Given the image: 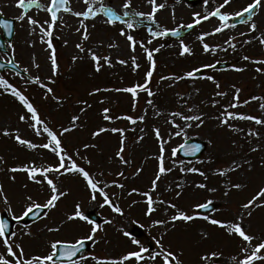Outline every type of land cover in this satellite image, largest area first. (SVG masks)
I'll return each mask as SVG.
<instances>
[{"label":"snow or ice","instance_id":"obj_1","mask_svg":"<svg viewBox=\"0 0 264 264\" xmlns=\"http://www.w3.org/2000/svg\"><path fill=\"white\" fill-rule=\"evenodd\" d=\"M179 2V0H177ZM206 11L194 12L193 20L191 23H178L173 28L162 26L157 18V13L161 12L167 7V0L164 2H158V0H147L150 10L134 11L133 0H125L122 5V14L115 7L105 4L103 0H83L84 9L74 10L71 0H48L47 4L42 3L41 0H16V7L21 9L20 14L16 17L18 21L27 22L29 25V35L37 36L39 43L45 45V50L49 52L47 57L49 61L50 75L42 77L39 72L41 65L35 61L32 62V67L37 70L36 75H31L28 67L22 69L24 76L21 79L24 81L23 86L14 83L10 78L4 74H0V95L8 94L18 101L21 106V111L18 113V121L15 127H3L0 130V135L14 139L16 143L23 146L27 150L34 152L35 155L29 158L26 162L5 167L7 161L0 156V171H7L10 173H24L27 179L33 184L41 187L47 186L50 195L45 203H37L32 195H26L25 199L28 201L21 216L13 215L12 218L19 221L25 216L35 215L37 218H41V215L47 216L48 213L44 210L53 209L57 207L58 201L62 197H66L68 192L62 190L60 177L70 174H75L83 179L85 187L88 189L91 201L96 202L98 196L102 199V203H99L100 208L107 206L112 213L118 216H125L124 208L115 198V193L109 191L112 187L120 188L121 190L127 189V184L120 182L115 178L108 180L106 174L103 171L92 170V160L87 156H82L79 148L73 151L66 143L65 137L67 134L73 131L83 128V117L86 115L88 109L93 105L88 99L77 98L74 103L79 107L78 113H72L70 115L68 125L63 124L57 126L52 120L45 114L44 109L33 102L28 94V88L32 85L37 86L44 92V99L49 98L57 102V106H62L64 102L69 100V96L57 95L56 86L59 79L63 76V69L59 61L57 49L54 44L55 39H59L54 33L62 31L67 27L64 22V14H70L79 20V26L75 31L80 34V41L75 44L77 52L71 56V63L74 65L78 61H84L88 59L92 62L93 76L101 73L105 69H111L114 67L113 58L111 55H106L100 52L99 49L104 45L103 43L97 44L95 48L89 43L91 38L90 27L94 28L95 24L89 25L86 21L96 20L102 18L103 23L107 25H116L120 23L124 25L119 30V36L124 37L128 47L131 50L132 55L127 59L117 57L115 63L120 65L130 66L133 72H136L140 67L137 56L134 54L137 47L143 50L146 60L149 64L147 71L145 72L143 82H136L126 87L108 88L95 86L89 89L86 93L88 97H96L99 94L117 92L126 93L131 96L132 111L135 112L139 103L141 93L146 94L147 99L145 101L147 108L141 114H123L117 115L110 107H104L101 115L104 121H107L111 126H97L95 130L91 132V137L96 139L103 134L112 133L118 134L119 143L118 147L112 156L113 161H118L122 166V170H118L115 175L123 181L128 180L127 169L133 168V157L129 155V149L132 145L138 144L144 141L147 135L145 128H140V134L134 138H129L126 127L115 126V122L119 120H126L133 127L132 132H136V126L138 124H145L149 117V108L152 111V117L155 119H163L164 123L169 126V131L162 133V130L158 126H153L151 131L154 134L158 143V152L151 158L157 161L156 171L150 182V187L147 190H142L138 187H131L127 191L128 196L137 194L142 197V201L133 200L132 204H138L143 202L146 205L145 215L152 217L154 213L160 211L163 206L165 213L163 218H156L152 222V227L162 228L161 234L150 235L146 240L142 241L135 235L124 229H117L121 231L125 237H127L131 244L135 247L131 250H127L116 257L100 256L91 252L86 245L91 242L93 245L98 243L97 233L104 231L103 225L97 223L95 220L90 219V216L81 209V205L77 203L75 205V211L67 215L66 221L80 220L91 225L89 231L81 236H78L72 240L55 239L48 242V249L43 253L33 254L26 251L23 236H31V231H26L18 235L15 231L9 232V222L5 219H0V264H87L89 260L94 261L95 264H185L184 251L177 250L171 244L164 242L165 236L175 229L178 221L185 223L192 222L198 219L207 221L209 224L217 226L224 230L229 236L238 239L236 254L232 255L229 260V264H264V234L253 233L250 229L249 221L253 215L254 209L264 208V186L258 187L246 200L239 204L238 210L234 213L231 219L213 218L210 215L203 214L200 210L209 209L213 207L214 202L210 199L203 203H196L191 211L185 210L178 206L177 203L169 200L165 197L164 193L160 192L161 185L164 187V192H174L176 198H179L183 194V189L187 184L186 180L175 183V189L172 183L165 184L166 178L176 169L180 173L198 174L203 177L205 181L208 179V175L205 171L195 166L188 167L184 160H167L165 156L166 145L171 137H183L185 140L188 137V130L193 127L200 128L205 125L209 118L215 119L220 128L229 130L234 135L242 136L243 140L249 144L248 153L244 155H238L237 158L232 159L227 165L218 166L213 175L224 178V196H229L233 190L243 191L248 187L246 181L233 182L232 175L235 173H241L246 175L254 167L252 160L248 158L250 153L264 150V144L259 143L264 139V133H261L258 129L248 128L245 130L240 127L235 121H249L255 125L264 127V115L258 116L253 114L242 113L236 111L245 105H248L251 101L261 100L264 97L252 96L250 99L246 98L241 101V89L236 85L231 87L234 89L232 100L222 105V110L218 112L214 117L209 115L195 104H191V96L185 94L180 95L179 107L173 110H164L159 107L155 101V97L158 95L157 91L152 88L153 76L157 72V60L155 53H159L166 45L161 44L159 47L150 48L153 40L166 37H175L179 40V55L180 56H192L194 55L193 48L185 42L182 37L181 29L192 30L197 26H200L204 22H208L212 19L216 20L211 31H201L196 39L202 45V52L204 54L215 55L218 52L228 53L231 49L232 53H237L242 50L245 45L258 44L264 47V30H261L256 22V18L259 16L264 19V0H249L246 6L242 7L238 11L229 12L226 9L231 7L234 0H222V2L216 3L215 0H201ZM35 7L41 11L48 13V19L40 20L36 16L29 14V10ZM223 10V11H222ZM0 11V15H2ZM127 18V19H126ZM175 13L173 11V19ZM235 18H243L239 20L240 24L247 26V32L241 31L239 35L246 38L240 41V47L238 48V42L236 36H229L222 44H209L206 42V38L209 36H215L217 34H224L226 30L237 28L236 23H230ZM145 21L148 24L149 39L147 43L143 39H137L136 36L131 34V30H135L137 24H142ZM0 30L7 32L8 36L13 35V26L9 19L0 21ZM258 33V35H257ZM10 52H5L4 55L11 56V59H7L6 63L11 66L13 70L20 67L19 63L15 60L16 45L14 42L0 41V49L5 47ZM64 44H68V40H64ZM35 41H32L31 46L34 48ZM109 49H115L120 51V45L118 43H109L107 45ZM241 61L246 63L229 65V70L243 73L248 70V64L257 65L256 72L264 74V58H254L250 55L244 54L239 57ZM221 61L217 60L214 63H205L200 66H196L184 72L182 75L175 73L170 75H161L159 80L172 81L168 87H173L176 82L181 80L206 79L211 81L217 91L214 93V97L224 98L227 97L228 92L221 89V83L216 79L214 75L204 76L205 69L217 70V65ZM5 64L0 63V68H4ZM16 76H20V72L14 73ZM196 93H199V89H195ZM107 97L98 100V103L105 104ZM212 107H216L220 104L219 99H211ZM261 113H264V103L259 104ZM22 124L24 127H20ZM31 136L42 138L43 142L37 143L31 139ZM167 137V138H166ZM255 139L258 143L255 146L252 145V140ZM211 143V141H209ZM233 145L236 148H242V145L233 141ZM99 144L84 143L83 148L85 150L89 148H97ZM181 148L188 152L195 153L200 151V145L193 144L189 148L187 143L181 145ZM43 151L51 153L56 159L55 164L47 163L43 158ZM172 155H176V150L173 149ZM39 161V162H38ZM79 161H83L81 164ZM211 162V161H209ZM203 163V161H200ZM264 166V159L261 161ZM144 171L143 167H135L132 170V178L139 177ZM9 179L15 182L16 177L12 175ZM193 186L200 190L214 193L218 189L216 187H209L207 183H194ZM27 188V184L24 185ZM0 199L3 200L5 205L8 206L9 213H12L11 201L5 186L0 183ZM174 210L169 216L168 211ZM112 219H105L104 224H113ZM49 232H59L61 227H49ZM200 235L202 239H208L209 233L206 230H201ZM85 252L88 254L86 255ZM211 257H220L221 253L212 251ZM209 259V254H203L200 256L201 261ZM217 264H220V260H217Z\"/></svg>","mask_w":264,"mask_h":264},{"label":"rangeland","instance_id":"obj_2","mask_svg":"<svg viewBox=\"0 0 264 264\" xmlns=\"http://www.w3.org/2000/svg\"><path fill=\"white\" fill-rule=\"evenodd\" d=\"M42 3L47 4L48 0H41ZM105 4L115 7L122 14V5L125 0H103ZM158 2H164V0H158ZM216 3L222 2V0H215ZM249 0H234L231 7L226 10L234 12L240 10L246 6ZM72 7L74 10H83V0H71ZM99 0H97V5ZM134 11H149V5L147 0H133ZM0 11L2 15L7 18H12L15 21V35L12 42L15 43V60L19 63L20 67H28L31 75H36L37 70L32 67L33 59L41 65L39 74L44 77L50 75L49 61L47 59L49 52L45 50L46 46L39 43L37 36L29 35V25L27 22H21L16 19L20 14L21 9L16 7V0H0ZM173 11L175 18L173 19ZM206 11L202 2L198 3H187L186 1L179 0H167V7L161 12L157 13V18L162 26L168 28L175 27L178 23H191L193 20L194 12L203 13ZM223 11V10H222ZM29 14L36 16L40 20L48 19V13L41 11L33 7L29 10ZM127 19V18H126ZM80 18L72 16L70 14H64V22L67 27L63 28L62 31L54 33L59 39L54 40L55 47L58 52L59 61L63 69V76L59 79L58 85L56 86L57 95L69 96V100L64 102L62 106H57V102L51 98L48 100L44 99V92L42 89L35 85L28 88V94L33 102L40 105L45 114L52 120L57 126L63 124L68 125L70 115L72 113H78L79 107L74 103L77 98L88 99L93 107L88 109L86 115L83 117L84 127L67 134L65 137L66 143L73 151L79 148L82 156H87L92 160V170L103 171L106 174V178L111 180L113 178L120 180V182L127 184L126 190H121L117 187L109 189L110 192L115 193V198L124 208L125 216H118L111 212V210L105 206L104 208L99 207V203H102V199L98 196L96 202L91 201L88 189L85 187L83 179L75 174L65 175L60 177L62 190L68 192L66 197H62L57 203V207L48 209V215L43 216L39 221L33 224L24 225L23 223L16 222L14 230L18 235L31 231V236H23V242L26 251L33 254L43 253L48 249V242L55 239H66L72 240L78 236L86 234L91 225L80 221H66L67 215L72 214L75 211V205L79 203L83 211L89 209H95L105 219H112L113 224L105 225L100 223L104 227V231L97 233L98 243L90 246V251L106 257H116L119 254L133 249L135 246L131 244L130 240L123 235L121 231L117 229H124L128 232L132 230L135 225H140L144 230V236L138 237L142 241L146 240L150 235H159L163 231L160 227H152V222L156 218H163L165 213L163 206L160 211L153 214L152 217L145 215L146 205L141 202L133 205V200L142 201V197L137 194L132 196L127 195V191L131 187H138L142 190H147L150 187L151 179L156 171L157 161L152 159L158 152V143L151 129L153 126L161 128L162 133L169 131V126L166 125L163 119H155L152 117V111L149 108V119L145 124H138L136 126V132H132V125L126 120H119L115 122V126L126 127L129 129L127 132L128 137L134 138L140 134V128H145L147 135L143 142L134 144L129 149V155L133 157L134 163L133 168L143 167L144 171L139 177L132 178L133 168L127 169L128 180L123 181L115 175L118 170H122V166L119 165L118 161H113L112 156L114 155L118 143V134L107 133L101 137L93 139L91 132L96 129L97 126H111L107 121H104L101 115L104 107H110L114 110L117 115L141 114L146 105L147 99L146 94L141 93L139 103L136 111H132L131 107V96L126 93H103L96 97H88L87 91L95 86L116 88L130 86L136 82H143L145 72L147 71L149 64L143 53V50L137 47L134 53L141 67L133 72L130 66L120 65L115 63L117 57L127 59L131 53L130 48L127 45L124 37L119 36V30L124 25L117 23L116 25H107L103 23L102 18L96 20L86 21L89 25L95 24L94 28L90 27L92 33L89 43L96 47L97 44L103 43V47L99 49L106 55H111L114 62V67L111 69H105L99 74L93 76L92 62L88 59L84 61H78L76 64L71 63V56L77 52L75 44L80 41V34L75 31L76 27L79 26ZM256 22L261 30H264V19L259 16L256 18ZM232 23V21H230ZM148 24L145 21L142 24H137L135 30H131V34L136 36L137 39H143L145 43L150 38L148 35ZM216 24V20L212 19L208 22L202 23L200 26L186 32L182 37L185 42L188 43L192 48L194 55L192 56H180L179 55V40L177 38H160L153 40L150 48L159 47L161 44L166 45L161 49L159 53H155L157 60V72L154 73L152 88L158 92L155 97L156 103L160 108L164 110H173L179 107V98L177 93L180 95L191 96L190 103L195 104L199 107V110L207 113L209 117H214L222 110V105L229 103L232 100L234 89L232 85H236L241 89V101L252 96L264 97V74L256 72L257 65L248 64V70L243 73H238L227 70L211 71L206 69V75H214L216 79L221 83V89L228 92L227 97L219 98L214 97V93L217 91L215 85L206 79L192 80H181L176 82L173 87H168L172 81L159 80L161 75L177 74L182 75L184 72L191 70V68L200 66L205 63H214L219 60H228L231 64H243L246 63L241 61L239 57L247 54L254 58H264V47L258 44L245 45L242 50L237 53H232L231 49L228 53L218 52L215 55L204 54L202 52V45L196 39V36L201 31H211ZM185 30V29H181ZM247 26L240 24L237 28L226 30L224 34H217L215 36H209L206 38V42L209 44H222L229 36H236L238 42V48L240 47L239 42L250 37H241L239 33L241 31L247 32ZM2 33V30H0ZM258 35V33H257ZM68 40V44H64V40ZM32 41L36 42L35 47L31 46ZM118 43L120 45V51L117 52L115 49H109L107 45L109 43ZM2 59H7L6 56L1 53ZM6 77L10 78L14 83L23 86L24 81L21 76H16L13 72L6 71ZM195 89H199V93H196ZM107 97L105 104L98 103L101 98ZM219 99L220 104L216 107L211 106V99ZM264 103V99L251 101L248 105L236 109V111L253 114V115H264L259 109V104ZM21 111V106L12 96L8 94L0 95V130L3 127H15L19 124L18 113ZM237 125L247 130L248 128H255L264 133V127L255 125L249 121H235ZM20 127L24 125L20 124ZM198 137L207 143L206 151L202 157L196 161H188L182 159L178 152L177 147L183 143L185 138L183 137H171L168 144L166 145L165 156L167 160H184L187 163L186 166H195L205 171L208 175L207 181L198 174H183L178 169L173 171L164 181L165 184L172 183L175 189V183L187 181L183 189L181 197L176 198L174 192H164V187L161 185L159 191L164 193L165 197L173 202L177 203L178 206L185 210L191 211L196 203H203L210 199L213 202L219 204V208L207 215L213 218L220 219H231L234 213L238 210V206L241 202L246 201L250 195L260 186H264V166H262V159H264V150L250 153L248 156L252 160L254 165L253 169L242 175L241 173H235L232 175L233 182L246 181L248 187L243 191H235L229 195L224 196V178L213 175V172L218 166L227 165L232 159L237 158L238 155H244L248 153L249 144L246 143L242 136L234 135L225 128H220L215 119L209 118L205 125L188 130V137ZM34 142H43L42 138L31 136ZM167 138V137H166ZM211 141V143H209ZM233 141H237L242 145V148H236L233 145ZM84 143L99 144L97 148H89L85 150L83 148ZM258 143L255 139L252 140V145ZM259 143L264 144V139L260 140ZM173 149L176 150V155H172ZM43 158L47 163L55 164L56 157L51 153L43 151ZM35 153L27 150L23 146L15 142L14 139L3 137L0 135V156H2L7 165L5 167H11L23 162H26L29 158L34 156ZM203 161V163H200ZM211 161V162H209ZM39 162V161H38ZM83 164V161H79ZM15 175V182L9 179L10 176ZM207 183L209 187H216L218 190L214 193L207 192L205 190L197 189L193 186L194 183ZM0 183L5 186L11 201L12 213H9L8 206L5 205L2 199H0V213L6 212L8 216L12 218L13 215L21 216L22 212L27 205L28 201L25 199L26 195H32L37 203L43 204L48 199L50 192L47 186H39L33 184L27 179L24 173H10L7 171H0ZM27 184V188L24 185ZM174 210H169L168 215L170 216ZM15 220V219H14ZM250 229L253 233L264 234V208L254 209L253 215L249 221ZM61 227L59 232H49V227ZM206 230L209 233L208 239H202L200 232ZM166 244H171L177 250L184 251V262L185 264H217V260H220V264H229L230 257L236 254L238 239L229 237L224 230L217 226L209 224L207 221L198 219L192 222L185 223L178 221L174 230L170 231L164 238ZM217 251L222 254L220 257H211L210 253ZM209 254V259L201 261L200 256L203 254ZM86 255L88 253H85ZM87 264H95L94 261L89 260Z\"/></svg>","mask_w":264,"mask_h":264},{"label":"water","instance_id":"obj_3","mask_svg":"<svg viewBox=\"0 0 264 264\" xmlns=\"http://www.w3.org/2000/svg\"><path fill=\"white\" fill-rule=\"evenodd\" d=\"M187 1L191 2V1H197V0H187ZM240 19H243V18H236L235 21H234V23H238ZM181 33H182V32H181ZM7 36H8V35H7ZM8 38H9V40H11L12 36H11V37L8 36ZM2 49L4 50V48H2ZM0 63H2V62H0ZM4 64H5V67H4V68H6V67H10V68H11L10 65H8V64H6V63H4ZM227 66H228L227 63H220V64L217 65V68H224V67H227ZM4 68H0V70H3ZM15 70H18L19 72H21L19 69H15ZM185 143H187V145L189 146V148H190L191 145H193V144H198V145H200V151H199V152H195L194 154L191 153V152L186 151L185 149L181 148V146H180L179 149H178V151H179L180 155L183 156V157L186 158V159H190V158H191V159H195V158H198V157L201 155V153L203 152L204 148H205V144H204V142L199 141V140H196V139H192V138H191V139H188V140H186L183 144H185ZM183 144H182V145H183ZM215 208H216V205L213 204V207H212V208H209V209H203V210H200V211H201V212H206V211H210V210L215 209ZM44 211H46V210H44ZM88 215L90 216V219L95 220L96 222H100V221H102L101 217H100L99 215H97V214L95 213V211H90V212H88ZM41 216H42V215H41ZM1 219L8 220V222H9V232H11L13 222L10 221V220L7 218L6 215H4ZM37 219H39V218H37L35 215H29V216H25V217L22 219V222H24V223H30V222L36 221ZM132 234L135 235V236H137V235L140 236V235L143 234V232H142V230L139 229L138 227H135V229H134V231L132 232ZM86 247L89 248V244H87Z\"/></svg>","mask_w":264,"mask_h":264}]
</instances>
